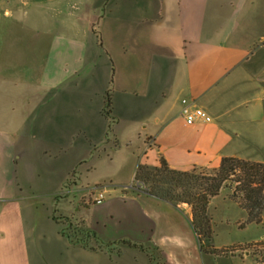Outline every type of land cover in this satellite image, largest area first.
Returning <instances> with one entry per match:
<instances>
[{
    "label": "crops",
    "instance_id": "0c3cea01",
    "mask_svg": "<svg viewBox=\"0 0 264 264\" xmlns=\"http://www.w3.org/2000/svg\"><path fill=\"white\" fill-rule=\"evenodd\" d=\"M70 93L97 110L79 120L75 181L33 191L23 144L68 142ZM183 97L212 119L187 124ZM160 156L264 161V0H0V264H264L202 249L187 204L131 187Z\"/></svg>",
    "mask_w": 264,
    "mask_h": 264
},
{
    "label": "rangeland",
    "instance_id": "374dc122",
    "mask_svg": "<svg viewBox=\"0 0 264 264\" xmlns=\"http://www.w3.org/2000/svg\"><path fill=\"white\" fill-rule=\"evenodd\" d=\"M73 97L68 100V105L66 106V116L63 120H69L70 125V137L68 142L65 144L56 143V141H52L50 145H48L47 153H35L31 150L29 146L30 143L23 144L22 152L20 155V161L24 164V169L21 170L20 173V180L23 185L27 188H30L33 191H40V190H55L56 187L63 182L65 177L70 175L69 184L74 183L75 177L72 174L77 173L78 169L74 166L79 159L78 154V144L83 139L82 136L78 137V130H79V120H91V117L85 116L86 113H90L92 111L97 112L96 108L94 109L93 106L90 107V110H83V104L80 101V98L75 96L74 94L70 93ZM189 98V97H188ZM199 106V105H198ZM205 109V108H204ZM59 110V109H58ZM206 110V109H205ZM60 111V110H59ZM103 111V110H102ZM207 111V110H206ZM208 112V111H207ZM102 115L100 120H107L105 119V114L107 115V109L104 108V112L100 111ZM211 115V114H210ZM56 119V118H54ZM58 120H62V118L58 117ZM212 119V116H211ZM77 134V135H76ZM76 139V140H75ZM44 151V150H43ZM25 152V154H24ZM46 158L44 159V156ZM249 160H254L252 158H245ZM255 161H262V160H255ZM264 162V161H262ZM30 164H34L36 167L28 168ZM147 164V163H145ZM148 165V164H147ZM159 166V165H158ZM156 167L148 168L150 170H155ZM213 166H204L201 168H195L197 171H213L217 168ZM108 172H112V170H108ZM122 179H125L124 172H121L120 175ZM108 181V180H107ZM152 180L150 178H146L145 180H133L131 183V187L138 188V189H145L151 184ZM95 191V192H94ZM103 192L105 197V190L104 188H96L91 189V193L96 197L99 192ZM89 194L90 192L87 191L85 195ZM84 195V196H85ZM230 189L229 187L223 188V190L215 197H213L209 203V214L212 218V226H213V234L210 237L211 244H223L227 243L231 249L228 250H235L239 254H242L245 250L251 253V256H254L258 260L260 259L261 250L264 255V244L262 246L255 245L256 240L264 239V209L261 213V220L260 222H246L247 220V213L246 211L238 205L236 201L229 197ZM232 246V247H231ZM236 248V249H234ZM259 248V249H256ZM244 250V251H243ZM234 252V253H235ZM231 253H229L230 255ZM227 255V254H225ZM253 258V257H252ZM224 260H231L236 262V264H241L240 258L237 257L230 259L224 258ZM251 260V259H250ZM235 264V263H231Z\"/></svg>",
    "mask_w": 264,
    "mask_h": 264
},
{
    "label": "trees",
    "instance_id": "16d2710c",
    "mask_svg": "<svg viewBox=\"0 0 264 264\" xmlns=\"http://www.w3.org/2000/svg\"><path fill=\"white\" fill-rule=\"evenodd\" d=\"M159 161L160 165L154 171L147 164L140 163L135 170L134 179L150 178L152 182L144 191L174 203H185L190 207L192 225L202 249H207L203 240L213 234L209 203L225 187L230 189L229 197L246 211V222H260L264 209V162L223 156L218 167L208 172L197 171L195 168L173 169L163 156H160ZM254 244L262 246L264 239L255 241ZM228 249L231 248L213 250L226 254L230 251ZM259 253L260 260L264 262L263 252L260 250Z\"/></svg>",
    "mask_w": 264,
    "mask_h": 264
},
{
    "label": "built area",
    "instance_id": "2783aa9c",
    "mask_svg": "<svg viewBox=\"0 0 264 264\" xmlns=\"http://www.w3.org/2000/svg\"><path fill=\"white\" fill-rule=\"evenodd\" d=\"M180 113L187 124H193L197 121L208 122L211 120V115L203 107L198 106L194 99L188 97L181 99ZM103 199L104 194L100 191L95 197V201L101 202Z\"/></svg>",
    "mask_w": 264,
    "mask_h": 264
}]
</instances>
